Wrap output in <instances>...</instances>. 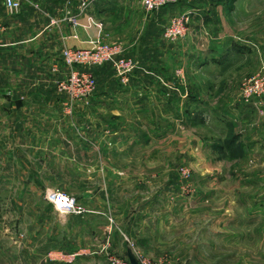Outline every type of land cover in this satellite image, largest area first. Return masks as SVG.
I'll return each instance as SVG.
<instances>
[{
  "label": "rangeland",
  "instance_id": "374dc122",
  "mask_svg": "<svg viewBox=\"0 0 264 264\" xmlns=\"http://www.w3.org/2000/svg\"><path fill=\"white\" fill-rule=\"evenodd\" d=\"M102 2L91 0L83 10L78 0L77 9L84 12ZM193 6H206V15H213L208 38L224 36L236 48L222 72L213 67L201 91L190 89L198 75L187 76L183 69L190 66L193 50L185 57L179 53L184 46L194 48L189 34L200 11ZM166 8L170 20L189 14L190 23L184 38L165 40L172 45L166 66L176 71L165 98L188 101L197 93H213L216 112L230 110L233 119L175 122L165 150L156 143L120 151L111 146L104 153L95 144L84 154L80 136L88 124L83 118L91 116L96 92L106 84L98 69L107 66L115 77L116 72L109 63L91 68L95 95L90 105L79 102L72 110L56 83L64 114L77 117L74 153L66 163L61 158L60 171H42L41 185L29 179L28 187L19 179L3 185L0 164V264H140L139 256L153 264H264V0H176L156 12ZM143 11L149 14L143 6L134 13ZM114 19L95 25L107 35L93 46L120 45ZM236 106H246L248 117H237ZM51 191L74 197L82 213L61 215L47 198ZM148 201L154 206L147 207Z\"/></svg>",
  "mask_w": 264,
  "mask_h": 264
},
{
  "label": "crops",
  "instance_id": "0c3cea01",
  "mask_svg": "<svg viewBox=\"0 0 264 264\" xmlns=\"http://www.w3.org/2000/svg\"><path fill=\"white\" fill-rule=\"evenodd\" d=\"M77 6L78 0H27L17 14H10L5 0H0V26L4 28L0 33V139H3L0 164L5 186H11L14 179H19L23 187H28L29 179L41 185L42 171H60L61 158L66 163V156L74 153L77 117L64 114V97L56 89L57 81L69 73L62 53L66 48L92 47L102 34L107 35L105 29L100 31L96 26L107 25L114 18L116 41L124 56L139 60L141 67L127 86L120 84L111 68L98 69L107 76L106 84L96 92L91 116L83 118L88 124L80 136L85 143L84 154H89L95 144L104 153L111 146L120 151L154 147L156 143L163 144L165 150L175 122H227L234 117L230 110L222 115L216 112L213 93L208 96L197 93L188 101L168 102L165 98L164 93L171 88L176 73L166 66L172 45L162 38L171 17L168 8L152 15L145 11L139 15L134 11L138 6L142 8L140 2L128 0H103L84 12H79ZM193 7L200 11L189 34L194 48H182L184 42H181L179 53L185 57L193 50L190 66L183 69L187 76L198 75L190 89L201 91L202 82H210L209 72L215 71L214 68L222 72V63L235 57L236 48L234 41L223 39L224 36L219 39L222 42H216L217 37L208 38L207 24L213 15L208 17L206 6ZM69 13L78 18L77 25L67 20ZM92 20L96 24H91ZM136 27L139 39H136ZM212 84L218 86L219 82ZM159 104H164V110H156ZM245 107L236 106L237 117H248L249 110ZM105 138H112V142H106ZM145 204L154 206V201Z\"/></svg>",
  "mask_w": 264,
  "mask_h": 264
},
{
  "label": "built area",
  "instance_id": "2783aa9c",
  "mask_svg": "<svg viewBox=\"0 0 264 264\" xmlns=\"http://www.w3.org/2000/svg\"><path fill=\"white\" fill-rule=\"evenodd\" d=\"M27 0H5L6 9L10 14H17ZM176 0H141L143 8L153 14L160 8ZM82 9L85 10L91 5V0H81ZM67 20L74 25L78 24V19L68 14ZM190 23L189 14L176 17L164 27L162 37L168 42H174L184 38L188 32ZM2 30V26H0ZM62 60L69 68L67 77L57 82L58 91L67 97V106L72 110L77 103H85L90 105L92 98L96 92L97 81L92 72L89 70L104 64H112L116 72L120 84L127 86L131 82V78L137 69V62L132 58L124 56V51L120 45L97 44L88 49H72L66 48L62 53ZM58 70V68H55ZM58 191L48 193V200L53 204L55 195ZM61 193V192H60ZM64 194V193H63ZM66 195V194H65ZM74 213H82V209L77 200L70 196ZM140 264H153L149 260L139 256Z\"/></svg>",
  "mask_w": 264,
  "mask_h": 264
},
{
  "label": "clouds",
  "instance_id": "9594fccd",
  "mask_svg": "<svg viewBox=\"0 0 264 264\" xmlns=\"http://www.w3.org/2000/svg\"><path fill=\"white\" fill-rule=\"evenodd\" d=\"M54 208L61 214L67 215L74 213V209L71 203V198L67 197L65 194L57 192L55 199L52 201Z\"/></svg>",
  "mask_w": 264,
  "mask_h": 264
},
{
  "label": "trees",
  "instance_id": "16d2710c",
  "mask_svg": "<svg viewBox=\"0 0 264 264\" xmlns=\"http://www.w3.org/2000/svg\"><path fill=\"white\" fill-rule=\"evenodd\" d=\"M235 0H233V2H234Z\"/></svg>",
  "mask_w": 264,
  "mask_h": 264
}]
</instances>
